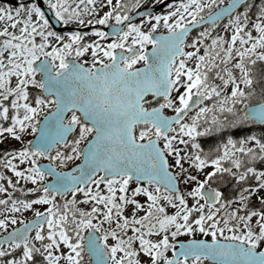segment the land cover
<instances>
[{
    "label": "snow or ice",
    "instance_id": "obj_1",
    "mask_svg": "<svg viewBox=\"0 0 264 264\" xmlns=\"http://www.w3.org/2000/svg\"><path fill=\"white\" fill-rule=\"evenodd\" d=\"M164 3L0 5V264H264V0Z\"/></svg>",
    "mask_w": 264,
    "mask_h": 264
},
{
    "label": "water",
    "instance_id": "obj_2",
    "mask_svg": "<svg viewBox=\"0 0 264 264\" xmlns=\"http://www.w3.org/2000/svg\"><path fill=\"white\" fill-rule=\"evenodd\" d=\"M170 1L171 0H166L164 5H162V6L158 5L156 7V11H160V10L164 9L167 6V3H169ZM0 2H4V3L10 4V5H13V6H16V5L19 4L17 0H0ZM50 19H51V17H50ZM51 23H52V26H53L54 30H56V31H61V30L66 31V30L71 29L70 26L64 27L62 25H57L54 19H51ZM196 29H198V28H196ZM196 29H194V30H196Z\"/></svg>",
    "mask_w": 264,
    "mask_h": 264
},
{
    "label": "rangeland",
    "instance_id": "obj_3",
    "mask_svg": "<svg viewBox=\"0 0 264 264\" xmlns=\"http://www.w3.org/2000/svg\"><path fill=\"white\" fill-rule=\"evenodd\" d=\"M19 1H22V0H19ZM225 2H227V0H225ZM257 3H259V0L257 1ZM164 10H166V9H164ZM164 10H162V11H164ZM161 11V12H162ZM69 26H71V27H74L73 25H69ZM89 39H94V37H88ZM4 172H5V174L6 175H8V176H12V179L13 180H15V177L10 173V171L8 170V169H4ZM0 182H4V181H0ZM22 185H24L25 187H32V185H31V183L30 182H27V183H25L24 181H21L20 182ZM15 193V192H14ZM14 193H13V195H14ZM32 196L30 197V198H34L35 197V193H30ZM2 196H3V194H0V198H2ZM35 207H40L39 205H34ZM24 215H25V217H27V218H31V212L30 211H26L25 213H24ZM10 230V229H9ZM3 233H0V235H2ZM183 238H185V237H181V239H183Z\"/></svg>",
    "mask_w": 264,
    "mask_h": 264
},
{
    "label": "trees",
    "instance_id": "obj_4",
    "mask_svg": "<svg viewBox=\"0 0 264 264\" xmlns=\"http://www.w3.org/2000/svg\"><path fill=\"white\" fill-rule=\"evenodd\" d=\"M0 5H3V6H10V5H8V4H5V3H0ZM14 196H17V197H19L20 196V193H19V191H17V192H15L14 193ZM32 195L31 194H29V193H26L25 194V197L26 198H30Z\"/></svg>",
    "mask_w": 264,
    "mask_h": 264
},
{
    "label": "flooded vegetation",
    "instance_id": "obj_5",
    "mask_svg": "<svg viewBox=\"0 0 264 264\" xmlns=\"http://www.w3.org/2000/svg\"><path fill=\"white\" fill-rule=\"evenodd\" d=\"M257 1H258V0H256V3H257ZM225 3H227V2H225ZM165 9H166V8H165ZM160 12H161V11H160ZM196 31H198V30H196ZM194 32H195V31H194Z\"/></svg>",
    "mask_w": 264,
    "mask_h": 264
}]
</instances>
